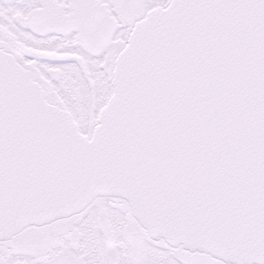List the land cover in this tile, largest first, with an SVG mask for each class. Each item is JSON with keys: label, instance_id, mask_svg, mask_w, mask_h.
Returning a JSON list of instances; mask_svg holds the SVG:
<instances>
[{"label": "snow or ice", "instance_id": "obj_1", "mask_svg": "<svg viewBox=\"0 0 264 264\" xmlns=\"http://www.w3.org/2000/svg\"><path fill=\"white\" fill-rule=\"evenodd\" d=\"M0 264H264V0H0Z\"/></svg>", "mask_w": 264, "mask_h": 264}]
</instances>
